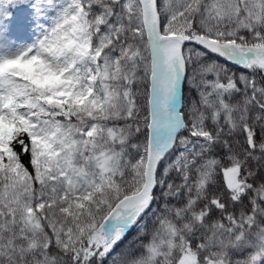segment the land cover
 I'll return each mask as SVG.
<instances>
[{"label": "snow or ice", "instance_id": "snow-or-ice-1", "mask_svg": "<svg viewBox=\"0 0 264 264\" xmlns=\"http://www.w3.org/2000/svg\"><path fill=\"white\" fill-rule=\"evenodd\" d=\"M0 264H264V0H0Z\"/></svg>", "mask_w": 264, "mask_h": 264}, {"label": "trees", "instance_id": "trees-1", "mask_svg": "<svg viewBox=\"0 0 264 264\" xmlns=\"http://www.w3.org/2000/svg\"><path fill=\"white\" fill-rule=\"evenodd\" d=\"M219 179H220V180H221V182H222V177H219ZM132 235H135V233H134V234H132ZM132 235H130V236L128 237V239H131ZM125 243H127V240L125 241ZM122 247H123V245H122Z\"/></svg>", "mask_w": 264, "mask_h": 264}]
</instances>
